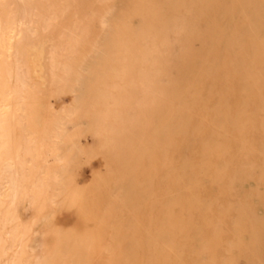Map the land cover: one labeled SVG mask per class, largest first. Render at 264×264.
<instances>
[{"label": "bare ground", "instance_id": "obj_1", "mask_svg": "<svg viewBox=\"0 0 264 264\" xmlns=\"http://www.w3.org/2000/svg\"><path fill=\"white\" fill-rule=\"evenodd\" d=\"M13 1L0 264H217L233 198L196 189L264 171V0Z\"/></svg>", "mask_w": 264, "mask_h": 264}, {"label": "rangeland", "instance_id": "obj_2", "mask_svg": "<svg viewBox=\"0 0 264 264\" xmlns=\"http://www.w3.org/2000/svg\"><path fill=\"white\" fill-rule=\"evenodd\" d=\"M10 2L12 4L14 1L10 0ZM68 130L71 131L72 128L69 126ZM88 142L91 143V139H88ZM85 173H89L86 167ZM213 175L214 179L210 181L208 187L196 189V191L204 193L211 190L217 195L233 198L232 207L228 210L227 204L223 201L214 204V209L223 211L225 216V221L218 222V231L230 235L227 239L230 253L220 255L217 264H264V171H233L230 173L232 179L228 185L227 181L215 178L220 173H213ZM198 217V212H194L193 218ZM202 231L205 232L203 229ZM187 249L186 245L182 247V251H188ZM198 255V260L207 264L208 254L202 251ZM246 257L249 260H246ZM168 264L178 263L169 262Z\"/></svg>", "mask_w": 264, "mask_h": 264}]
</instances>
